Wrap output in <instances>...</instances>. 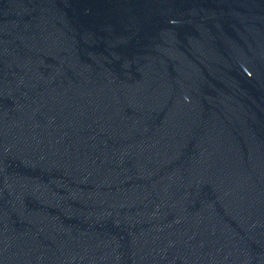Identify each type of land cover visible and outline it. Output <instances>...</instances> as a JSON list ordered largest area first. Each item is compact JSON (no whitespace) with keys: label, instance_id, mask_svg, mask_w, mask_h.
<instances>
[{"label":"water","instance_id":"obj_1","mask_svg":"<svg viewBox=\"0 0 264 264\" xmlns=\"http://www.w3.org/2000/svg\"><path fill=\"white\" fill-rule=\"evenodd\" d=\"M0 264H264V0H0Z\"/></svg>","mask_w":264,"mask_h":264}]
</instances>
